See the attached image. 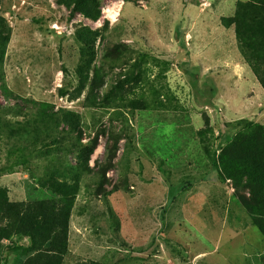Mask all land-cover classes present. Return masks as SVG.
Listing matches in <instances>:
<instances>
[{"label": "rangeland", "instance_id": "1", "mask_svg": "<svg viewBox=\"0 0 264 264\" xmlns=\"http://www.w3.org/2000/svg\"><path fill=\"white\" fill-rule=\"evenodd\" d=\"M248 2L0 0V205L60 207L78 187L62 256L11 231L0 264H264L250 190L219 159L235 122L264 128V17L245 45L234 23ZM16 101L78 114V141L57 157L8 138Z\"/></svg>", "mask_w": 264, "mask_h": 264}, {"label": "trees", "instance_id": "2", "mask_svg": "<svg viewBox=\"0 0 264 264\" xmlns=\"http://www.w3.org/2000/svg\"><path fill=\"white\" fill-rule=\"evenodd\" d=\"M248 5V8L244 10L240 8L242 11L234 20L238 42H242L244 45L245 28L256 26L255 20L264 17L263 0H249ZM242 13L243 15H241ZM98 18L99 13L92 17L93 20ZM255 52L257 57L264 61V51ZM259 78L264 89V76H259ZM1 91L4 98H13L7 89L2 88ZM31 104L30 108H26L28 103L16 101V110L23 114L24 120L16 123L11 129L9 127L6 136L17 140L26 136L31 137L33 140H38L44 149L48 142L55 146L53 155L62 157L61 146L69 141L72 144L78 141L72 139L71 135L79 128V115L62 109L54 112L53 107L47 103ZM13 109L9 107V110ZM61 125L65 126L66 130L60 128ZM232 127L238 131L234 135L226 134L222 137L224 146L220 150L219 159L223 173L234 181L238 189L244 186L250 190L253 203L248 205V214L252 223L264 236V128L246 120L235 122ZM113 147L116 149L115 145ZM63 150L66 153L69 152L66 148ZM82 152H84V160L87 161L93 150L84 149ZM216 161L215 153H213L210 164L217 167ZM67 189L68 193L59 203L60 207H57L55 203L41 202L28 209L22 210L20 206H7V209L4 210L0 205V217L8 221L10 229L0 231V236L5 238L11 231L22 232L28 236L33 250H39L49 244L50 248L62 256L66 247L70 210L78 192L76 186ZM1 210H3V214H1ZM35 234H40L41 244L39 247H37L38 242L35 240ZM52 264H60L59 259Z\"/></svg>", "mask_w": 264, "mask_h": 264}]
</instances>
